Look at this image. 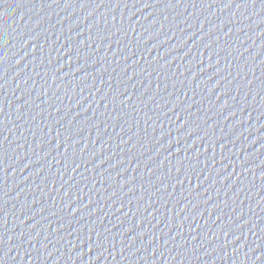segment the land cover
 Here are the masks:
<instances>
[{
    "label": "water",
    "instance_id": "1",
    "mask_svg": "<svg viewBox=\"0 0 264 264\" xmlns=\"http://www.w3.org/2000/svg\"><path fill=\"white\" fill-rule=\"evenodd\" d=\"M0 57L3 264H264V0H0Z\"/></svg>",
    "mask_w": 264,
    "mask_h": 264
},
{
    "label": "snow or ice",
    "instance_id": "2",
    "mask_svg": "<svg viewBox=\"0 0 264 264\" xmlns=\"http://www.w3.org/2000/svg\"><path fill=\"white\" fill-rule=\"evenodd\" d=\"M253 2H255V0H253ZM3 62H4V57H0V63H3ZM0 242H2V241H0ZM0 264H3V260L2 259H0Z\"/></svg>",
    "mask_w": 264,
    "mask_h": 264
}]
</instances>
